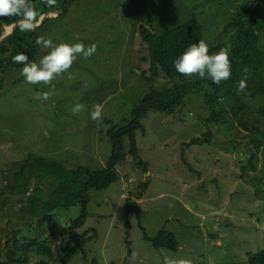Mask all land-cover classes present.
I'll list each match as a JSON object with an SVG mask.
<instances>
[{"label":"rangeland","instance_id":"rangeland-1","mask_svg":"<svg viewBox=\"0 0 264 264\" xmlns=\"http://www.w3.org/2000/svg\"><path fill=\"white\" fill-rule=\"evenodd\" d=\"M127 1L77 0L64 17L54 20L56 24L43 28L45 37L54 43L97 45L92 56H79L73 62L68 70L71 79L68 73L47 84H29L12 74L4 78L0 90L1 188L14 182V174L20 170L17 163L29 155L62 162L71 169L106 165L111 153L106 120L117 123L129 118L134 104L149 91L142 77L149 64L141 60L147 53L141 29L162 33L182 23L180 19L196 17L209 49L221 42V48L231 51L234 30L225 33L223 29L250 0H142L145 4L135 11L125 8ZM60 11L45 14L56 16ZM25 22L22 19L20 23ZM259 26L257 46L264 51V14ZM46 51L42 48L38 59ZM185 78L201 77L191 74ZM155 83L164 87L173 81L162 74ZM44 91L51 95L38 98ZM201 100L193 95L181 112H152L144 120L145 130L138 132V144L148 170H142L128 154L118 165L119 182L105 192L93 193L86 224L78 231L94 228L98 235L70 264H163L165 257L191 264H248V252L264 249V146L256 160V174L261 179L256 188L250 178L254 173L240 171L243 160L257 151L245 129L213 127L212 144L187 145L207 131L198 118L205 108ZM76 103L84 108L73 114ZM97 104L102 115L92 120L90 113ZM146 181L149 188L140 193V185ZM37 185L51 190L47 180L34 178L28 192H9L6 196L0 212V260L5 258L13 230L21 240H48L53 255L33 251L28 264H40L43 259L47 264H60L63 254L57 248L74 240L69 224L80 215V205L34 218L24 212ZM128 197L140 204L146 233L154 236L163 227L174 232L179 241L177 251L156 249L144 238L138 217L125 213ZM224 221H229L228 225L220 227Z\"/></svg>","mask_w":264,"mask_h":264},{"label":"trees","instance_id":"trees-1","mask_svg":"<svg viewBox=\"0 0 264 264\" xmlns=\"http://www.w3.org/2000/svg\"><path fill=\"white\" fill-rule=\"evenodd\" d=\"M76 1L30 0L32 9L38 13L34 22H38L48 11H61L56 16L48 15L45 21L39 26H34L33 30H24L23 24L20 23L14 33L0 44V90L3 88L4 78L9 74L14 75L20 81L24 78L21 74L23 63L14 62L12 57L18 53H25L30 61H38L42 47L35 43L36 39L46 38V33L42 31L43 28L53 23L56 24L54 20L57 21L58 18L64 17L69 7ZM128 1L125 8H131L133 11L145 4L142 0ZM263 14L264 0H250L223 29L225 33L231 28L234 30L231 39L232 50L229 52L232 75L219 84L209 79H186V75L178 73L173 65V60L190 43L203 40L204 30L198 18H184V21L180 19L182 23L162 33H157L146 26L142 28L141 37L147 53L141 57V60L149 64L148 70L143 71L142 77L149 91L138 103L134 104L129 118H124L117 123L106 120L108 124L106 132L111 142V153L106 165L99 168L78 165L71 169L62 162L29 155L17 163L20 170L14 174V182L4 188L0 187V212L3 210L9 192L23 194L30 189L32 179L47 180L51 190L46 191L41 185L33 187L23 210L34 218L51 213L58 208H68L73 205L82 207L80 215L71 219L69 224L73 242L64 243L57 248L58 253L63 254L60 264H70L75 254L85 252L86 246L98 235L94 228L82 233L78 231L86 224L89 216L88 206L92 201L93 193L105 192L113 184L119 182L118 165L126 160L128 154L142 170H148L149 164L142 158L138 144V132L145 130L144 120L152 112L165 114L179 110L181 112L193 95H199L201 102L205 104L198 118L202 120L207 131L201 136L193 137L187 145L212 144V138L215 137L213 127L226 126L230 129L234 127L245 129L250 135V142L255 145L257 151L251 152L246 160H243V164H240V171L242 174L253 172L250 178L258 188L257 185L261 179L256 174L259 171L256 160L260 153L259 149L264 146V127L257 126V124H264V51L257 46V31L260 28V19ZM22 19H25L22 15H0V38L4 35L6 27ZM64 29L66 30L65 27ZM222 46L223 43L220 42L210 48L209 52L219 51ZM162 74L173 81L171 86H155V82ZM242 79H245L246 87L243 91H238V85ZM233 149L239 150L238 146H234ZM149 185V181L143 182L140 185V193L147 191ZM260 190L262 192L261 188ZM125 207L126 214H135L138 217L139 224L144 230V238L151 242L154 248L170 251L179 249L176 234L165 227L154 236L146 233L141 224L142 208L138 202L128 197ZM17 235V230H13L12 237L7 239L5 258L0 260V264H28L33 251L48 257L53 255L47 239L25 238L21 240ZM2 239L0 229V247ZM47 263V259L40 262V264ZM247 263L264 264V249L248 252Z\"/></svg>","mask_w":264,"mask_h":264},{"label":"clouds","instance_id":"clouds-1","mask_svg":"<svg viewBox=\"0 0 264 264\" xmlns=\"http://www.w3.org/2000/svg\"><path fill=\"white\" fill-rule=\"evenodd\" d=\"M22 15L26 22L23 24L24 30H33L34 21L38 13L32 9L30 0H0V15ZM35 43L47 50L38 61H30L25 53H18L12 57L16 63H23L21 74L29 84H38L40 82L49 83L55 77L68 73V78L72 74L68 70L73 62L79 57L87 59L92 56L97 45L92 43L85 45L83 41L54 43L51 38L38 37ZM229 49L221 48L218 52L210 53L209 45L204 40L190 43L183 52L174 60L175 70L184 75L196 74L201 78L208 77L213 83L219 84L227 80L232 75V62L229 58ZM246 79V78H245ZM245 79H242L238 85V91H243L246 87ZM50 92L44 91L38 98L47 99ZM84 108L81 103H76L71 111L76 114ZM102 108L99 104L91 111L92 120L100 119ZM163 264H191L190 261L164 258Z\"/></svg>","mask_w":264,"mask_h":264},{"label":"water","instance_id":"water-1","mask_svg":"<svg viewBox=\"0 0 264 264\" xmlns=\"http://www.w3.org/2000/svg\"><path fill=\"white\" fill-rule=\"evenodd\" d=\"M48 14H45L44 18L39 22V23H34L35 26H39L41 25L45 19L47 18ZM25 20V19H23ZM22 20H18L16 21L12 26H10L9 30L1 37L0 39V44H2L4 41H6L15 31V29L17 28V26L20 24ZM229 221H224L222 223H220V227L226 226L228 225Z\"/></svg>","mask_w":264,"mask_h":264}]
</instances>
